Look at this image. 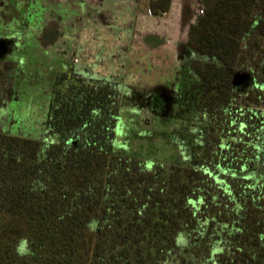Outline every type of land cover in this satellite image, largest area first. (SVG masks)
<instances>
[{
	"label": "trees",
	"instance_id": "obj_1",
	"mask_svg": "<svg viewBox=\"0 0 264 264\" xmlns=\"http://www.w3.org/2000/svg\"><path fill=\"white\" fill-rule=\"evenodd\" d=\"M197 1L179 86L207 129L201 162L118 147L120 92L59 75L46 123L59 143L0 132V264H264V180L226 173L257 164L264 0Z\"/></svg>",
	"mask_w": 264,
	"mask_h": 264
},
{
	"label": "rangeland",
	"instance_id": "obj_2",
	"mask_svg": "<svg viewBox=\"0 0 264 264\" xmlns=\"http://www.w3.org/2000/svg\"><path fill=\"white\" fill-rule=\"evenodd\" d=\"M78 4L75 0H0V132L47 143L60 142V136L46 127L56 78L65 75L64 86L79 81L94 83L86 74L83 80L75 73V60L79 57L76 37L90 28L89 10L93 8L85 3L89 7L81 9ZM128 22L126 34L136 26L142 27L138 21ZM51 23H55V33L46 37L44 33ZM108 48L109 53L95 60L94 65L101 68L86 71L94 74L93 79L101 80L99 85L111 86L121 94L117 146L129 145L131 151L150 162L198 165L207 129L196 118L193 100L187 103L180 94L179 80L156 78L153 74L150 80L158 81L157 84L140 78L130 81L122 69L131 55L138 57L139 53H129V48L115 52L110 44ZM111 64L116 68H109ZM165 88L169 93H156ZM261 109L264 114V105ZM257 146L255 167L226 173L264 180V128Z\"/></svg>",
	"mask_w": 264,
	"mask_h": 264
},
{
	"label": "crops",
	"instance_id": "obj_3",
	"mask_svg": "<svg viewBox=\"0 0 264 264\" xmlns=\"http://www.w3.org/2000/svg\"><path fill=\"white\" fill-rule=\"evenodd\" d=\"M75 1L81 9L89 7L86 4L93 7L89 10L92 11L90 28L83 31L81 36L76 32L78 37L75 47L79 54L77 64L82 60V77H85V73L90 80H94L92 82L96 81L93 79L94 74L86 70L91 68L96 72V69L101 68L94 65L95 60H99L106 52L109 53L110 44L115 52H125V48H129V53L135 50L139 53L138 57L131 55L129 62L123 66L122 71L128 80L140 78L143 82L157 84L158 81L150 80L153 74L156 78L171 77L179 80L181 55L187 43L189 27L198 16L195 0H171L168 12L161 16L154 15L151 11V3L157 0ZM133 20L138 21L142 27L136 26L126 34L129 29L128 21ZM173 57L177 60L176 64L172 62L175 61ZM111 67L116 68L112 64L109 68Z\"/></svg>",
	"mask_w": 264,
	"mask_h": 264
},
{
	"label": "flooded vegetation",
	"instance_id": "obj_4",
	"mask_svg": "<svg viewBox=\"0 0 264 264\" xmlns=\"http://www.w3.org/2000/svg\"><path fill=\"white\" fill-rule=\"evenodd\" d=\"M170 2H171V0H170ZM96 5H99V3L98 2H96L95 3ZM95 4H93V5H95ZM95 5V6H96ZM169 5H170V3H169ZM199 6H200V4L199 3H197L196 4V13H197V9L199 8ZM168 9H169V7H168ZM167 12H168V10H167ZM167 12H164V13H161L160 15H157V16H161V15H163V14H165V13H167ZM198 15V14H197ZM50 33H55V23H51L50 24V28H49V30L46 32V33H44V34H46V37H48L49 36V34ZM187 45V44H186ZM186 45H185V48H184V51L182 52V55H181V57H182V60H183V58H184V55L186 54ZM79 60L78 59H76L75 60V63H76V65H75V73H76V75H80V77L81 78H83V80H84V78L85 77H82V75L80 74L81 73V67H80V64H77V62H78ZM71 65V64H70ZM71 69H72V66L70 67ZM73 70V69H72ZM77 70V71H76ZM78 73V74H77ZM85 74V73H84ZM91 79V78H90ZM89 79V81L90 82H92V81H94V80H90ZM108 79V78H107ZM107 79H105V80H107ZM99 81H101V80H96L95 82H99ZM89 83V82H83V81H79L78 83H85V84H95V85H99L98 83ZM76 83V82H75ZM100 86H108V85H100ZM111 87V86H110ZM114 89V88H113ZM160 90V89H159ZM159 90H156L157 92L156 93H169L168 92V89H166L165 88V90H163V91H159ZM174 94V93H173Z\"/></svg>",
	"mask_w": 264,
	"mask_h": 264
},
{
	"label": "clouds",
	"instance_id": "obj_5",
	"mask_svg": "<svg viewBox=\"0 0 264 264\" xmlns=\"http://www.w3.org/2000/svg\"><path fill=\"white\" fill-rule=\"evenodd\" d=\"M31 252V249L28 244V240L26 238H23L18 246H17V254L20 256L29 255Z\"/></svg>",
	"mask_w": 264,
	"mask_h": 264
},
{
	"label": "built area",
	"instance_id": "obj_6",
	"mask_svg": "<svg viewBox=\"0 0 264 264\" xmlns=\"http://www.w3.org/2000/svg\"><path fill=\"white\" fill-rule=\"evenodd\" d=\"M197 14H198V15H202V14H204V11H203L201 5H200L199 8L197 9Z\"/></svg>",
	"mask_w": 264,
	"mask_h": 264
},
{
	"label": "water",
	"instance_id": "obj_7",
	"mask_svg": "<svg viewBox=\"0 0 264 264\" xmlns=\"http://www.w3.org/2000/svg\"><path fill=\"white\" fill-rule=\"evenodd\" d=\"M235 86H237V83L236 82H235ZM239 86H240V84L237 87L240 88Z\"/></svg>",
	"mask_w": 264,
	"mask_h": 264
}]
</instances>
